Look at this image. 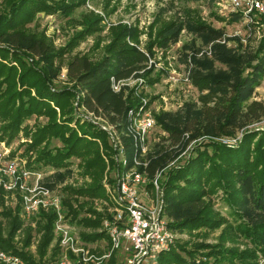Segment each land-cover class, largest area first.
I'll use <instances>...</instances> for the list:
<instances>
[{"label": "rangeland", "instance_id": "rangeland-1", "mask_svg": "<svg viewBox=\"0 0 264 264\" xmlns=\"http://www.w3.org/2000/svg\"><path fill=\"white\" fill-rule=\"evenodd\" d=\"M11 1L0 0V15L7 14ZM43 1L52 7L50 12L35 11L29 20L22 22L19 29L24 35L39 37L49 45L53 53L50 62L25 47L0 40V49L5 50V54H0V65L11 69L15 89H29L25 85L21 86L18 79L19 73L26 67L39 73L49 67L54 72L49 81L51 91L70 87L71 83L65 77V63L72 55H86L91 61L98 60L113 39L110 29L117 24L126 25L136 35V41L130 44L135 45L146 59L137 78L122 80L120 84L130 93L129 101L134 104L133 113L138 114L139 118L150 115L154 123L144 139L145 152L138 153L136 159L139 163L160 160V167H165L162 180L170 169L182 165L198 151H207L209 154L207 143L210 141L235 146L244 133L264 128V115L256 121L239 120L235 128L224 129V132L220 128L222 120L213 119L210 125L203 122L194 124V130L184 132L175 145L170 144L164 130V126L169 125L168 114H183L185 106L196 100L198 92L189 82L190 71L197 70L205 75L221 77L227 82H232L239 72L230 59L217 58L213 45L223 44L236 54L264 53V15L242 16L237 13V18L232 19V12L227 10L224 0H84L80 4L72 5L67 12L54 7L69 0ZM172 21L180 26L178 39L176 42H168L165 48L160 47L156 31ZM94 26L98 29H92ZM81 31L87 32L84 36H78ZM69 43L72 44L71 47ZM5 73V70L0 72V92L5 88L3 80L8 77L3 78ZM29 91L33 94L32 89ZM250 100L264 104V71L259 85L254 88L246 103ZM70 104L77 118L73 117L69 127L76 129L75 121L78 124L87 122L94 127L101 123V120L78 107L75 98L71 99ZM126 121L127 117L124 115L119 126H124ZM6 122L5 117L0 114V127ZM45 122L43 115L32 113L22 119L12 137H8V132L4 135L0 132V156L17 159L40 180L52 183L60 199L63 223L61 228L67 235L81 242L80 246L92 255L94 264H117L118 258L111 250L105 235L93 240L83 237L85 234L101 232V218L108 216L107 209L111 206L104 185L110 187L112 184L115 166L109 159L111 151L106 138L104 137L105 145L100 139V142H96L103 163L97 180L103 196H71L68 188L90 184L91 178L82 172V162L77 157L68 158V164L58 170L43 163V152L52 153L62 147L57 138H47L33 144L32 133ZM123 131L127 132V129L124 128ZM117 134L121 135V132L117 130ZM130 154L132 151L127 153L128 156ZM102 156L108 159L107 163ZM56 171L57 175L54 174ZM222 188L204 195L207 210L220 219L221 223L216 227L200 226L192 229L175 227L172 224L179 219L178 211L165 201L162 192L161 212L166 224L168 246L154 257L151 264H187L189 258L195 264H238L235 256H231L232 252L247 250L252 251L254 257L244 260L246 263L264 264V253L260 251L264 243L251 241L239 231V227L244 226L248 220L244 214L232 212L223 202ZM18 203L19 197L16 193L0 190V238L7 240L10 237L9 242L13 248L10 246V249L27 255L26 259H30L33 264H55L60 256V235L59 231L54 230L57 214L53 212L50 238L40 255L45 214L49 211L41 210L33 216H26L20 213ZM80 218L99 219V223L93 227L83 226L84 224L77 223ZM15 221L19 222V226L15 231H10ZM27 235L29 239L26 244ZM215 244H220L219 247L226 252L221 250L219 254L208 255V251L212 249L209 246ZM77 245L78 243L75 244ZM169 250L180 256L183 262L163 261L161 253ZM187 250L195 251L190 256L186 253ZM0 251L16 256L22 264H26L23 258L10 250Z\"/></svg>", "mask_w": 264, "mask_h": 264}, {"label": "trees", "instance_id": "trees-1", "mask_svg": "<svg viewBox=\"0 0 264 264\" xmlns=\"http://www.w3.org/2000/svg\"><path fill=\"white\" fill-rule=\"evenodd\" d=\"M83 1L69 0L55 5L54 8H62L63 12H67L72 5ZM51 9L52 7L43 0H12L7 14L0 15V40L25 47L50 62L53 53L49 45L39 37L24 35L19 26L23 21L29 20L35 11L49 13ZM230 16L236 19L238 15L232 13ZM96 28L98 29L96 26L92 27ZM128 29L124 24L112 27L110 32L114 35L113 39L106 47L105 53L96 61H91L86 55H72L65 63V77L71 83L68 88L51 91L49 81L54 72L49 67L41 73L26 67L19 73L18 79L21 86L25 85L29 89L19 91L15 89L11 69L0 65V72L6 71L3 78L8 76L3 80L5 88L0 92V114L7 120L0 127L1 134L8 132L10 138L24 117L32 113L43 115L46 122L37 126L32 133L33 144L47 138H57L62 143V147L54 152L42 153L43 163L58 170L68 164V158L77 157L82 162V172L91 178L90 184L68 188L71 196H103L101 185L97 182L103 163L96 142L101 140L105 145L106 134L99 126L94 127L87 122L78 124L75 121L76 129L69 127L73 117L77 118L71 109L70 101L75 98L78 107L112 126H117L128 109H134L133 101H129L130 93L126 91L125 86H120L117 91L111 87L112 83L119 80L137 78L138 72L144 68L146 57L135 45L130 44L136 41V35L134 30L131 32ZM86 32H78V36H84ZM156 32L159 46L165 48L168 42L177 41L180 26L172 21L162 25ZM69 46L72 44L69 43ZM213 48L219 60L230 59L239 72L232 82H227L221 77L205 75L197 70L190 71L189 82L198 94L193 103L185 106L183 114H168L169 125L164 126V130L171 145L177 144L184 132L194 130L196 123L210 125L213 119L222 120L220 128L224 132V129L235 128L239 120L256 121L264 115V104L261 101L250 100L246 103L254 88L259 85L264 71V53L236 54L223 44L213 45ZM0 54H5V50L0 49ZM207 149L209 154L207 151H198L182 165L170 169L161 182L165 201L178 211L179 219L172 224L187 229L218 226L221 220L209 213L204 195L223 187V202L232 212L244 214L248 220L244 226L239 227V231L251 241L263 244L264 128L244 133L235 146L210 141L207 143ZM160 164V160L151 161L146 168L147 172L152 173ZM54 174L57 175V171ZM53 219L52 212L45 214L44 239L39 246L40 255L50 238ZM77 223L93 227L98 225L99 219L80 218ZM18 226L19 222L15 221L10 231H15ZM103 236L102 231L83 235L87 240ZM28 239L27 235L26 244ZM9 241L10 237L7 240L0 238V249L10 250L23 258L26 264H33L30 259H26L27 255L15 249L11 250ZM219 246L220 244L209 246L212 249L208 251V255L219 254L221 250L226 252ZM194 251L187 250L186 253L191 256ZM260 251L264 253V247H260ZM161 256L165 262H183L172 250L161 253ZM231 256H235L238 264H254L244 261L254 257L250 250L232 252ZM187 264L195 263L189 258Z\"/></svg>", "mask_w": 264, "mask_h": 264}, {"label": "built area", "instance_id": "built-area-1", "mask_svg": "<svg viewBox=\"0 0 264 264\" xmlns=\"http://www.w3.org/2000/svg\"><path fill=\"white\" fill-rule=\"evenodd\" d=\"M224 3L227 10L234 14L264 15V0H224ZM121 81L111 84L114 91L122 86ZM125 115L127 121L122 127L119 123L117 126L109 125L92 115L101 120L97 125L106 134L111 151L109 159L115 166L112 184L110 187L104 185L111 206L107 209L108 216L101 218L100 230L118 258L117 264H151L154 257L168 246L166 224L161 212L160 180L165 167H155L152 173H148L146 168L149 163H139L136 159L138 153L145 152L144 139L154 124L151 116L139 118L132 109H128ZM117 130L121 135L117 134ZM129 151H132L130 156L127 155ZM102 158L108 162L106 157ZM48 185L52 183L40 180L17 159L0 156V190L18 195L20 213L33 216L42 210L57 214L54 230L60 235V256L55 264H94L92 255L80 246L81 242L61 228L60 199L54 186ZM0 264L22 263L16 256L0 251Z\"/></svg>", "mask_w": 264, "mask_h": 264}]
</instances>
